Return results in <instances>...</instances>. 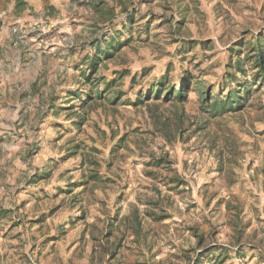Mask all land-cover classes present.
I'll use <instances>...</instances> for the list:
<instances>
[{
    "label": "rangeland",
    "instance_id": "obj_1",
    "mask_svg": "<svg viewBox=\"0 0 264 264\" xmlns=\"http://www.w3.org/2000/svg\"><path fill=\"white\" fill-rule=\"evenodd\" d=\"M258 34L264 0H0V264H264ZM227 72L252 91L224 113Z\"/></svg>",
    "mask_w": 264,
    "mask_h": 264
},
{
    "label": "trees",
    "instance_id": "obj_2",
    "mask_svg": "<svg viewBox=\"0 0 264 264\" xmlns=\"http://www.w3.org/2000/svg\"><path fill=\"white\" fill-rule=\"evenodd\" d=\"M125 43L120 40V37L117 35L116 37H112L110 41L107 42L102 48L104 56L106 59L113 57V49H120L124 46ZM240 46H245V44H239ZM116 47V48H115ZM101 49V48H100ZM237 53V60L233 62L232 58L230 62L227 64V69H232L235 67L237 71L246 72V68L243 65L244 59L240 57L243 50L232 48V52ZM97 60H100V56L98 52L95 54L93 59V66L98 64ZM247 63L252 65L253 69H256L254 76V82L264 81V40L263 35L258 34L255 36L253 41L249 42V56L246 57ZM96 72V68L94 67L91 74L87 75V79H91V75H94ZM237 72H227L225 75L224 83L220 87V94L223 95L226 91V95L222 102H219L212 95V89L208 86V88L203 91H200V96L206 100L211 106L214 108H220L221 111H237L243 108V100L251 94V83L248 80L241 82L237 79ZM115 79L108 80L104 86V89L94 92L97 93L101 97H106L107 94L110 93L111 87L113 86ZM200 84L203 87V82L197 76L192 74L190 71H185L184 75L179 78L178 83H173L170 86L167 82V76L161 77L157 79L151 88L148 90V98L155 97L160 98L163 93H165L164 98L167 100L176 98L180 100L182 103L188 99V95L190 91H194L192 85ZM259 88V86H258ZM256 88V89H258ZM103 91H106L103 93ZM143 95V94H142ZM94 98V96H91ZM145 98V97H144ZM143 98L139 96V101H142ZM202 242V240H200Z\"/></svg>",
    "mask_w": 264,
    "mask_h": 264
}]
</instances>
